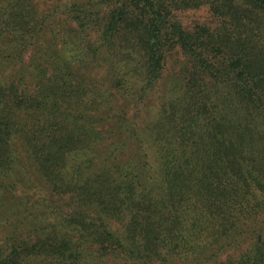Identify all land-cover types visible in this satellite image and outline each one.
Wrapping results in <instances>:
<instances>
[{"label": "trees", "instance_id": "1", "mask_svg": "<svg viewBox=\"0 0 264 264\" xmlns=\"http://www.w3.org/2000/svg\"><path fill=\"white\" fill-rule=\"evenodd\" d=\"M0 264H264V0H0Z\"/></svg>", "mask_w": 264, "mask_h": 264}, {"label": "rangeland", "instance_id": "2", "mask_svg": "<svg viewBox=\"0 0 264 264\" xmlns=\"http://www.w3.org/2000/svg\"><path fill=\"white\" fill-rule=\"evenodd\" d=\"M170 68H171V66H170Z\"/></svg>", "mask_w": 264, "mask_h": 264}]
</instances>
